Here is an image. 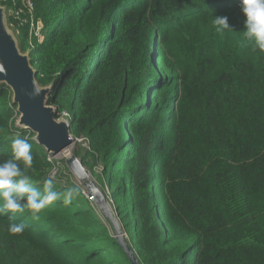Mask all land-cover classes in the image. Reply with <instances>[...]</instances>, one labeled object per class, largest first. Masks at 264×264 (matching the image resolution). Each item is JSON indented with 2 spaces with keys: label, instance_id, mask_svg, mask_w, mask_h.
<instances>
[{
  "label": "trees",
  "instance_id": "1",
  "mask_svg": "<svg viewBox=\"0 0 264 264\" xmlns=\"http://www.w3.org/2000/svg\"><path fill=\"white\" fill-rule=\"evenodd\" d=\"M33 4L42 42L14 20L27 14L21 0H0L55 119L68 112L70 136L86 140L79 160L109 192L137 262L264 264V53L242 35L241 0ZM217 17L232 31L218 33ZM10 92L0 83V163L26 139L43 190L55 163L17 127ZM63 179L55 190L77 188L72 203L38 220L0 215V264H130L110 221ZM12 215L22 234L8 231Z\"/></svg>",
  "mask_w": 264,
  "mask_h": 264
},
{
  "label": "water",
  "instance_id": "2",
  "mask_svg": "<svg viewBox=\"0 0 264 264\" xmlns=\"http://www.w3.org/2000/svg\"><path fill=\"white\" fill-rule=\"evenodd\" d=\"M2 11L0 9V83L12 92L11 101L16 105L19 126L30 131L34 135V142L48 155L56 156L76 140L69 134V123L56 121L55 109L47 105L51 90L37 85L35 71L27 56L20 54L15 42L6 32ZM34 88L38 89V94L33 96ZM65 164L73 177L85 185L87 199L110 221L116 242L126 253L130 264H139L120 235L115 219L107 209L104 194L91 181L81 161L71 156L65 160Z\"/></svg>",
  "mask_w": 264,
  "mask_h": 264
},
{
  "label": "clouds",
  "instance_id": "3",
  "mask_svg": "<svg viewBox=\"0 0 264 264\" xmlns=\"http://www.w3.org/2000/svg\"><path fill=\"white\" fill-rule=\"evenodd\" d=\"M241 11L246 17V31L242 35L253 51L264 53V0H241ZM213 23L218 33L232 31L226 17L214 18ZM37 94L38 89L34 88L32 95ZM21 164L24 165L23 169ZM32 165V145L26 139L15 138L11 144V158L0 163V198L3 200L0 215L8 216L9 213H23L29 210L33 218L38 220L39 213L48 205L61 199L65 204H70L79 195L75 187L67 188L64 192L56 191L52 176L44 182L43 190L34 187L28 175V169L32 168ZM25 199L27 203L22 205L21 201ZM10 219L13 223L9 225L8 231L13 235L22 234L27 225L23 222L15 223V215L10 216Z\"/></svg>",
  "mask_w": 264,
  "mask_h": 264
},
{
  "label": "rangeland",
  "instance_id": "4",
  "mask_svg": "<svg viewBox=\"0 0 264 264\" xmlns=\"http://www.w3.org/2000/svg\"><path fill=\"white\" fill-rule=\"evenodd\" d=\"M0 9L3 10L2 7H0ZM2 12H3L2 13L3 14V23H4V26H5L6 32L13 39V41L15 42V45H16L17 43H16V36H15L14 30L9 25H7V23H6V17H5V12L4 11H2ZM21 55L27 56L26 54H21ZM12 97H13L12 92H10V98H11V100H12ZM18 121H19V118L17 119V122H16L17 127L22 128V127L19 126ZM56 121L57 122H61V119L60 120H56ZM87 148H88V145H87L86 140L85 139H80V140H76L74 143H72L71 146L68 147L66 150H64L62 153H60V154H58L56 156H53V157L51 155H49V159L47 158V160L49 162L55 163V166H54V168L52 169L51 172L47 173V176L48 177H50V176L56 177L57 175H60L61 176V179L63 181H65L63 179L64 177L67 180H70V181L72 180L71 182L73 184L77 185L80 188V190H82L84 192V195H86L87 194V190L85 188V185H83L82 182L77 181L73 177V175L70 173V171L66 167L65 160L68 159L71 156H73V157H75V158H77L79 160L80 158H79V156L77 154H79V153L82 154V151L84 149H87ZM94 171L96 173H98L100 171V169L99 168H96ZM89 177H90L91 181L99 189V186H98L97 182L95 181V178H93L90 173H89ZM99 191H100V189H99ZM100 192H102L104 194V196H105V202H106L107 209L111 213L112 218L115 219V222L117 224V228H118V231H119L120 235L122 236V238L124 240L125 239L127 240L126 234L123 231V228L121 226V223H119L117 217L115 216L113 204H112L111 200L109 199L110 198L109 192L107 191L106 188H104V191H100ZM97 210L99 212H101L99 209H97ZM101 215H103L105 217V215L102 212H101ZM103 223L108 227V225L104 221H103Z\"/></svg>",
  "mask_w": 264,
  "mask_h": 264
},
{
  "label": "built area",
  "instance_id": "5",
  "mask_svg": "<svg viewBox=\"0 0 264 264\" xmlns=\"http://www.w3.org/2000/svg\"><path fill=\"white\" fill-rule=\"evenodd\" d=\"M21 4L22 7L26 10L27 14H25L26 15L25 16L23 12L19 10H15L13 16L14 20H16L19 23L20 27L26 25L28 27L29 36L34 37L38 42H42L43 25L41 21L34 20L33 18V10H34L33 0H21ZM60 119L61 121H65L66 123H68L70 120L69 114L67 112H63Z\"/></svg>",
  "mask_w": 264,
  "mask_h": 264
},
{
  "label": "bare ground",
  "instance_id": "6",
  "mask_svg": "<svg viewBox=\"0 0 264 264\" xmlns=\"http://www.w3.org/2000/svg\"><path fill=\"white\" fill-rule=\"evenodd\" d=\"M62 152H63V151H62ZM62 152H61V153H62Z\"/></svg>",
  "mask_w": 264,
  "mask_h": 264
}]
</instances>
